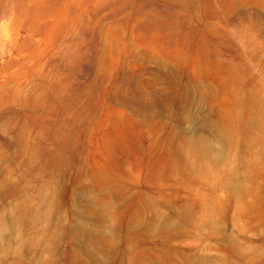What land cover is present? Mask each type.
I'll return each mask as SVG.
<instances>
[{"label": "rangeland", "instance_id": "374dc122", "mask_svg": "<svg viewBox=\"0 0 264 264\" xmlns=\"http://www.w3.org/2000/svg\"><path fill=\"white\" fill-rule=\"evenodd\" d=\"M0 264H264V0H0Z\"/></svg>", "mask_w": 264, "mask_h": 264}]
</instances>
